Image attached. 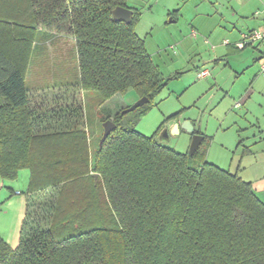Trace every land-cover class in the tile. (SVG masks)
I'll return each instance as SVG.
<instances>
[{"label": "trees", "instance_id": "1", "mask_svg": "<svg viewBox=\"0 0 264 264\" xmlns=\"http://www.w3.org/2000/svg\"><path fill=\"white\" fill-rule=\"evenodd\" d=\"M117 6L128 0H0V176L30 171L20 241L0 235V264H264V202L206 160L209 137L191 154L137 129L183 72L165 77L136 33L140 10L118 20ZM46 32L74 39L76 102L31 93ZM129 90L150 101L126 122L105 117L116 128L92 154L82 96Z\"/></svg>", "mask_w": 264, "mask_h": 264}, {"label": "rangeland", "instance_id": "2", "mask_svg": "<svg viewBox=\"0 0 264 264\" xmlns=\"http://www.w3.org/2000/svg\"><path fill=\"white\" fill-rule=\"evenodd\" d=\"M128 2L142 10L136 23V33L144 40L164 76L183 71L181 77L172 78L156 95L154 107L138 121L137 129L149 136L156 135L162 143L177 151L188 152L191 140L186 133L177 132L174 125L171 127V121H166L161 128L166 116L182 110V116L191 118L196 128L213 136L206 160L250 182L256 195L264 202V86L255 77L257 74L264 78L260 73L261 63L251 58L249 65L243 64L244 68H239L243 66L241 62H247L246 59L251 57L250 54L245 56V60L238 61L234 56L228 64L225 59L216 61L214 58L221 56L218 51L222 37L206 35L196 23L190 24L184 19L167 23L161 0ZM212 25L210 22L209 26ZM46 35L48 42L42 48L45 54L41 55L40 64L34 62L26 75L31 93L34 98H66V103L76 102L74 39L56 32H46ZM204 69H208L209 74L199 77L198 72ZM252 87L254 92L248 98ZM136 96L133 90L116 94L103 102H98L99 94L95 91L82 96L85 124L90 126V139L93 141L92 154L104 131L105 117L114 116L131 106L138 100H134ZM243 98L248 99L243 102ZM237 102L241 103L239 107L235 106ZM136 113L128 112L124 122ZM165 130L168 137L164 135ZM29 179V169H20L17 178L9 180L17 193L13 197L10 193L5 200V191L11 190L7 188V179L0 177V235L14 244L19 243L26 213L25 205L23 208L15 196L29 199ZM8 199L11 202L5 205Z\"/></svg>", "mask_w": 264, "mask_h": 264}, {"label": "crops", "instance_id": "3", "mask_svg": "<svg viewBox=\"0 0 264 264\" xmlns=\"http://www.w3.org/2000/svg\"><path fill=\"white\" fill-rule=\"evenodd\" d=\"M161 1L164 2V13L166 15V18H168L167 23L178 22L179 20L184 19L190 24L196 23V25L199 26L201 31L206 35L213 37L212 35L216 34L215 37L219 36L223 38L222 42L220 43L221 47L218 51V54L220 53L221 56L219 55L216 56L214 60L218 61L221 59L223 60L225 59L227 60V64H228L230 58L234 56L237 58L238 61V60H245L246 59L245 56L247 54H250L251 57H249V59H246L247 62H241L242 65L248 64L251 58L254 62L262 63L264 58V39L257 41L253 44H249L242 48L237 45V42H239L242 39L244 33L251 31L253 29L263 28L264 0H161ZM131 4L132 3L128 2V7L132 8L133 11L134 9L140 10V15H139L140 17L142 15L141 8ZM210 22H212L213 24L212 26H209ZM222 23L225 25L224 26L221 25ZM226 38L227 40H229L228 43L223 42V40ZM244 66L245 65L239 68H244ZM260 73L264 75V73L261 71V65H260ZM181 75L179 77H181ZM255 77H257L256 78L257 80L258 79L260 80V83L262 81L263 84H261V86H264V78H262V76L259 77L257 74L255 75ZM253 92L254 89L252 87L251 90L248 91V98L252 96ZM139 98L140 97L136 96L134 100L135 99L137 100ZM248 98H243V102L246 101ZM182 112H183L182 110H179L175 113H171L168 116H166L164 121L161 123V128L164 126V123L166 121H171V127L173 125L175 127V124L180 125L185 120H190L194 124L195 131L203 134L204 136L205 135L208 136L209 143H211L213 136L202 131L200 128L199 129L196 128L194 121L191 118L183 117ZM174 114H178V115L174 118L167 120L168 117ZM179 128H180V132L186 133V135H188L189 137V141L190 140L192 141L193 134L181 127ZM6 181H7L6 182L7 188H9V190L11 191L10 192L5 191L3 195L5 200L6 198L9 197L10 193H12V197L14 196V194L17 193L11 186L13 182L9 180ZM27 189H28V184H27ZM18 193H20V191H18ZM17 197L19 199L18 203L22 204L23 208L25 205L26 208L27 197L26 199H24L21 196H15V198ZM10 200L8 199L5 202V205L7 204L9 205L11 202ZM5 212H7V210H5ZM7 242L12 247H16L19 244V243L14 244L11 243L10 241Z\"/></svg>", "mask_w": 264, "mask_h": 264}, {"label": "water", "instance_id": "4", "mask_svg": "<svg viewBox=\"0 0 264 264\" xmlns=\"http://www.w3.org/2000/svg\"><path fill=\"white\" fill-rule=\"evenodd\" d=\"M133 12H134L133 9L128 6H117L113 10V16L118 20L130 21ZM149 101L150 98L148 96L140 97L135 103H133L131 106L123 110V113H128L130 111H133L136 108L144 105L145 103H148ZM103 126H104V131L100 138V142H99L100 146L103 145L104 141L107 139V137L112 132V130L116 128V123L112 119H108L104 122ZM179 127L193 134L189 152L191 154L195 153L200 147L201 143L203 142L204 135L195 131L194 124L190 120H185L180 125L175 124V129L177 132H180ZM164 135L168 137L167 130H165Z\"/></svg>", "mask_w": 264, "mask_h": 264}, {"label": "built area", "instance_id": "5", "mask_svg": "<svg viewBox=\"0 0 264 264\" xmlns=\"http://www.w3.org/2000/svg\"><path fill=\"white\" fill-rule=\"evenodd\" d=\"M263 13H264V5H263ZM195 34V32H194ZM264 39V26L263 28L260 29H253L251 31H248L246 33L243 34L242 39L237 42V45L239 47H245L249 44H253L257 41L263 40ZM225 43H228L229 40H224ZM261 71L264 73V58L263 61L261 63ZM209 74V71L207 69L201 70L198 72V76L199 77H205ZM241 105L240 102L236 103V107H239Z\"/></svg>", "mask_w": 264, "mask_h": 264}]
</instances>
